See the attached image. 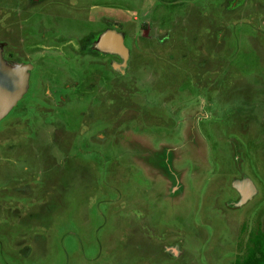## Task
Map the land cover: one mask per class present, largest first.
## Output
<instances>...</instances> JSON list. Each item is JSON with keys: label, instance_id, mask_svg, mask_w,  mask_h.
Returning a JSON list of instances; mask_svg holds the SVG:
<instances>
[{"label": "rangeland", "instance_id": "374dc122", "mask_svg": "<svg viewBox=\"0 0 264 264\" xmlns=\"http://www.w3.org/2000/svg\"><path fill=\"white\" fill-rule=\"evenodd\" d=\"M0 52L31 66L0 264H233L264 229V0H0Z\"/></svg>", "mask_w": 264, "mask_h": 264}, {"label": "water", "instance_id": "95a60500", "mask_svg": "<svg viewBox=\"0 0 264 264\" xmlns=\"http://www.w3.org/2000/svg\"><path fill=\"white\" fill-rule=\"evenodd\" d=\"M107 37V38H106ZM96 47L104 50L116 51L125 56L121 37L108 30L96 42ZM30 64L9 65L0 52V119L16 104L26 89Z\"/></svg>", "mask_w": 264, "mask_h": 264}, {"label": "trees", "instance_id": "16d2710c", "mask_svg": "<svg viewBox=\"0 0 264 264\" xmlns=\"http://www.w3.org/2000/svg\"><path fill=\"white\" fill-rule=\"evenodd\" d=\"M233 264H264V229L249 232L242 253Z\"/></svg>", "mask_w": 264, "mask_h": 264}, {"label": "bare ground", "instance_id": "6f19581e", "mask_svg": "<svg viewBox=\"0 0 264 264\" xmlns=\"http://www.w3.org/2000/svg\"><path fill=\"white\" fill-rule=\"evenodd\" d=\"M107 38V37H106ZM249 185V184H248Z\"/></svg>", "mask_w": 264, "mask_h": 264}, {"label": "flooded vegetation", "instance_id": "af4514ba", "mask_svg": "<svg viewBox=\"0 0 264 264\" xmlns=\"http://www.w3.org/2000/svg\"><path fill=\"white\" fill-rule=\"evenodd\" d=\"M242 189V188H241ZM244 195V194H243Z\"/></svg>", "mask_w": 264, "mask_h": 264}]
</instances>
